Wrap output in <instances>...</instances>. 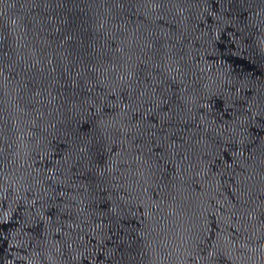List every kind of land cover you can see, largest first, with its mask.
<instances>
[{"label":"water","instance_id":"95a60500","mask_svg":"<svg viewBox=\"0 0 264 264\" xmlns=\"http://www.w3.org/2000/svg\"><path fill=\"white\" fill-rule=\"evenodd\" d=\"M0 264H264V0H0Z\"/></svg>","mask_w":264,"mask_h":264}]
</instances>
